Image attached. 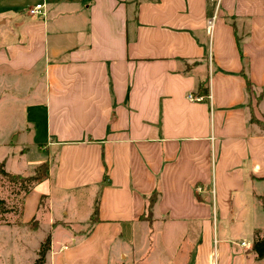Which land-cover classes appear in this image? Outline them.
I'll use <instances>...</instances> for the list:
<instances>
[{
    "label": "crops",
    "instance_id": "crops-1",
    "mask_svg": "<svg viewBox=\"0 0 264 264\" xmlns=\"http://www.w3.org/2000/svg\"><path fill=\"white\" fill-rule=\"evenodd\" d=\"M0 88L44 264H264V0H0Z\"/></svg>",
    "mask_w": 264,
    "mask_h": 264
},
{
    "label": "rangeland",
    "instance_id": "rangeland-1",
    "mask_svg": "<svg viewBox=\"0 0 264 264\" xmlns=\"http://www.w3.org/2000/svg\"><path fill=\"white\" fill-rule=\"evenodd\" d=\"M11 93L0 88V161L4 159L3 168L10 173L21 176H28L34 173L32 164L35 160H41V156L33 148H30L28 153L20 155L17 153V148L20 141L12 140L9 137L10 132L14 128H18L22 124L24 118V111L22 105H16L11 101ZM32 190V189H31ZM23 186L20 183H13L7 177L0 174V264H34L40 246L45 241L47 234L42 239L38 238L40 232H29L25 236L15 235L14 230L9 229L12 224L19 222L21 215L22 203L25 196ZM99 202V201H98ZM46 209L45 204L40 208ZM68 207L61 212L64 216L65 212L69 213ZM80 211V216H81ZM68 218V216H66ZM9 224V225H8ZM35 221L29 223L28 228L34 227ZM8 225L9 227H5ZM22 226V231H23ZM15 229V228H14ZM78 242L72 243L66 240L67 248H72L82 242L81 232H75ZM41 240V241H39ZM72 249L62 248V255L68 254ZM73 255L72 264H85L86 254L85 248L80 249L79 253ZM162 259V257H161Z\"/></svg>",
    "mask_w": 264,
    "mask_h": 264
},
{
    "label": "trees",
    "instance_id": "trees-1",
    "mask_svg": "<svg viewBox=\"0 0 264 264\" xmlns=\"http://www.w3.org/2000/svg\"><path fill=\"white\" fill-rule=\"evenodd\" d=\"M204 92H207V90L204 89L202 93L204 94ZM251 120L253 122H257V123H260L261 125H263V123L254 116V113L252 115ZM3 166H4V163L1 162L0 163V174L7 177L13 183H20L23 186L24 192L26 194L38 182H40L43 178H45V176L47 174V170H48L47 164L42 163L35 168L34 173L32 175L21 176L18 174L7 172L3 168ZM154 200H155V197L153 196L151 201H150L149 208H152V206L154 205V203H155ZM0 204H2V201H0ZM98 205H99V202L96 201L93 218L96 217L98 214V208H99ZM49 248H50V237L47 236L45 238V241H43V243L40 246V250L38 251V256L36 257L34 264H44L45 256H46V253L49 250ZM253 249L256 251L258 259H261L264 257V236H261L259 232H257L255 235Z\"/></svg>",
    "mask_w": 264,
    "mask_h": 264
},
{
    "label": "built area",
    "instance_id": "built-area-1",
    "mask_svg": "<svg viewBox=\"0 0 264 264\" xmlns=\"http://www.w3.org/2000/svg\"><path fill=\"white\" fill-rule=\"evenodd\" d=\"M28 12L30 15H43L44 14V3H41V2L35 3L34 5L31 6V8H29ZM214 19L215 17L210 19L208 22V32L210 34L213 31ZM188 98L191 101H202L205 97L203 95L197 96V95H194L193 93H189Z\"/></svg>",
    "mask_w": 264,
    "mask_h": 264
}]
</instances>
